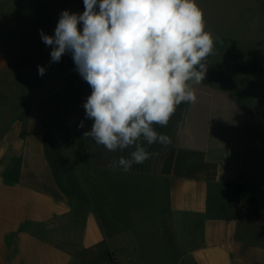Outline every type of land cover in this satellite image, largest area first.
I'll list each match as a JSON object with an SVG mask.
<instances>
[{"label": "crops", "instance_id": "obj_1", "mask_svg": "<svg viewBox=\"0 0 264 264\" xmlns=\"http://www.w3.org/2000/svg\"><path fill=\"white\" fill-rule=\"evenodd\" d=\"M196 2L215 39L197 100L154 125L171 143L128 171L110 164L134 148L84 137L91 88L78 72L29 71L30 85L61 81L50 93L70 84L67 120L64 96L49 106L43 88H24L26 53L8 61L5 25L25 40L41 24L22 29L15 13L0 24V264H264V0ZM235 187L239 204L257 200L259 222L241 215Z\"/></svg>", "mask_w": 264, "mask_h": 264}, {"label": "clouds", "instance_id": "obj_2", "mask_svg": "<svg viewBox=\"0 0 264 264\" xmlns=\"http://www.w3.org/2000/svg\"><path fill=\"white\" fill-rule=\"evenodd\" d=\"M82 14L64 10L51 46V62L71 53L91 88L83 107L93 121L84 137L111 152L134 148L111 161L124 171L150 158L147 146L168 145L166 127L181 103H195L215 39L196 0H83ZM82 25V28H81ZM39 75L45 68L38 66ZM83 122L79 127H83ZM146 142V144L141 143Z\"/></svg>", "mask_w": 264, "mask_h": 264}, {"label": "rangeland", "instance_id": "obj_3", "mask_svg": "<svg viewBox=\"0 0 264 264\" xmlns=\"http://www.w3.org/2000/svg\"><path fill=\"white\" fill-rule=\"evenodd\" d=\"M69 4H75L77 8L82 10L84 8L83 0H69ZM41 2L44 4L46 10H47V17L45 21L39 22L40 15L42 10H39V0H4L0 1V24H7L8 16L9 14H16V18L19 22L16 23V26H20V28H28L31 27L32 29H35L36 26H39L41 24V30L46 28V32L43 33L45 35H54V30L56 28V25L58 23V20L60 18L61 13L64 10H70L67 8L66 4L61 0H41ZM68 2V1H67ZM73 2V3H72ZM25 4V5H24ZM68 4V3H67ZM13 34H9L7 32V25H5V28L2 29L1 36H3V39L5 40L6 44L9 46H12L13 48H9L7 50V56L8 61L14 60V57L18 54L19 51L22 50L23 53H26V55L31 60V67L24 70V77L22 80L23 86L25 89L33 88L35 91L40 92L41 88H43L41 91L44 90L45 93H48L45 96V103L49 106H54V101H56L57 96L63 97V102L65 106V116L68 117L67 120H70L71 117V108H73L72 104V95L68 94L67 90L70 88L69 85H65L64 87H59V89L53 93H50L55 87H58L61 84V81L52 80L49 82L48 85H45L44 87L41 85L42 81H38L36 85H30L32 74H30V70L33 73H36L38 66L44 67L47 71V74L50 73H60V74H73L78 71H76V66L74 64V61L72 59L71 53H65L61 60L59 62H51L50 52L52 50L51 46L45 45V43L42 41V38L40 40L41 34L38 35H31L30 38L25 40H14ZM16 45V46H15ZM15 46V47H14ZM39 74V73H38ZM38 74L36 76L38 77ZM61 94V95H59ZM68 97H65V95ZM39 112L41 111V106L38 104L36 105ZM50 115H54V112H52ZM49 132L51 133L54 140H56V135L53 130H51L49 127ZM64 159L70 164L72 161H68L65 157L68 158V156L63 152ZM82 184L85 183L83 177H79ZM84 181V183H83ZM86 186V184H84Z\"/></svg>", "mask_w": 264, "mask_h": 264}, {"label": "trees", "instance_id": "obj_4", "mask_svg": "<svg viewBox=\"0 0 264 264\" xmlns=\"http://www.w3.org/2000/svg\"><path fill=\"white\" fill-rule=\"evenodd\" d=\"M3 59H5L3 57ZM235 189V204L238 206L241 215L247 220L257 223L261 219V213L257 205V200L255 198L248 199L245 203L239 204L238 195L240 189L237 187Z\"/></svg>", "mask_w": 264, "mask_h": 264}, {"label": "water", "instance_id": "obj_5", "mask_svg": "<svg viewBox=\"0 0 264 264\" xmlns=\"http://www.w3.org/2000/svg\"><path fill=\"white\" fill-rule=\"evenodd\" d=\"M40 76H41V75L38 74V77H40ZM34 82H35V78L32 76V77H31V81H30V83H34Z\"/></svg>", "mask_w": 264, "mask_h": 264}]
</instances>
